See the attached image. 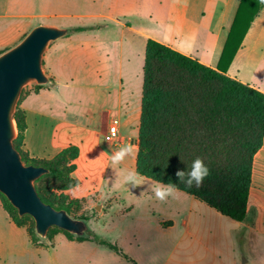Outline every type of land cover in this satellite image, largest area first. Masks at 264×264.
I'll list each match as a JSON object with an SVG mask.
<instances>
[{
	"label": "crops",
	"instance_id": "crops-1",
	"mask_svg": "<svg viewBox=\"0 0 264 264\" xmlns=\"http://www.w3.org/2000/svg\"><path fill=\"white\" fill-rule=\"evenodd\" d=\"M123 1L125 5L121 6ZM240 3L241 0H115L114 12L90 17L105 21L106 30L112 28L106 22L117 26V31L118 27L121 28L116 36L105 35L101 25L95 30L92 24L86 32L54 42L52 49L47 51L52 80L47 87L29 92L21 102L26 122L22 150L32 160L51 161L70 147L78 148L79 156L71 162L75 170L70 175L78 184L62 191L67 202H86L93 206L95 202L108 201L113 196L121 203L125 201L126 186L110 190L116 179L110 157L124 145H133L134 154L120 168L136 171L143 96V90L136 92L125 80L124 73H132L134 67L133 58L130 57L127 64L125 57L137 47V64L144 67L145 58L140 60V48L145 45L146 53V43L153 39L217 70ZM3 5L5 12L0 19L38 22L16 24L14 28L9 27V31L0 33L1 47H6L4 41L18 35L17 29L44 25L39 20L46 14H9L8 1L0 3ZM120 17L126 22L127 19L134 21L135 26L125 24ZM12 30L13 36L8 35ZM246 69L250 76H247ZM227 75L264 93V6ZM88 94L90 99L86 98ZM112 118L120 121V142L117 143L107 138ZM135 134L137 143L133 144ZM191 197L188 214H180V220H174L170 228L162 224L163 219L170 216L157 212L161 221L154 219L153 211L143 216L162 233L158 240L161 248L175 238V251L171 252L166 264H194L186 260L184 252L195 244L198 247L195 264H227L225 258L228 257L231 258L230 264H249V260L238 261V250L241 252L250 243L258 251H264V141L253 161L245 221L236 222ZM14 246L32 256L33 253L48 254L64 264L57 255L34 245L27 229L18 227L0 204V264H12L9 257ZM62 247L69 250L68 264H98L100 261L101 264H134L130 259L89 241L65 242ZM77 249L84 253H72ZM177 250L181 253L177 254ZM124 254L140 264L129 253Z\"/></svg>",
	"mask_w": 264,
	"mask_h": 264
},
{
	"label": "trees",
	"instance_id": "trees-1",
	"mask_svg": "<svg viewBox=\"0 0 264 264\" xmlns=\"http://www.w3.org/2000/svg\"><path fill=\"white\" fill-rule=\"evenodd\" d=\"M263 6L264 0H241L217 70L153 39L146 43L143 67L136 172L154 182L175 183L177 191L195 197L236 222H243L248 216L253 161L264 141V93L232 79L227 72ZM89 29L79 26L69 33ZM14 119L19 131L16 148L25 165L49 169L50 173L43 177L65 178L67 188L77 185L70 177L75 165L70 163L65 169L60 166L77 159L78 148L70 147L51 161L32 160L22 150L24 112L17 111ZM196 157L204 161L210 174L201 187L189 188L179 183L175 172L187 170ZM37 191L45 203L56 208ZM56 209L72 217L68 209ZM12 221L23 226L21 221ZM28 233L32 243L40 246L41 237L36 229ZM87 233L78 236L67 232L72 239L95 243L129 259L116 243L95 232L90 236Z\"/></svg>",
	"mask_w": 264,
	"mask_h": 264
},
{
	"label": "rangeland",
	"instance_id": "rangeland-1",
	"mask_svg": "<svg viewBox=\"0 0 264 264\" xmlns=\"http://www.w3.org/2000/svg\"><path fill=\"white\" fill-rule=\"evenodd\" d=\"M5 1H8L10 6L8 10L9 14L25 16L46 14L39 20L40 23H44V25L48 26L66 28L69 31L79 26L88 27L92 24H94L92 28L95 30H98L97 28L99 25L102 26V29H105V21L101 20L99 17L91 18L90 15L106 14L108 12L115 11V0H0V3H4ZM120 5H125L124 1L121 2ZM2 7H4V5L0 6V16H2L5 12V9ZM55 10L57 13H50ZM121 20L129 26H135L134 21L127 19V23L125 19L121 18ZM26 22L29 24L34 22L33 24H36L38 20L22 19L13 21L11 19L6 20L1 18L0 33L3 31H9L11 28H14L16 24L24 25ZM106 23L108 24V27L110 26L112 28L102 31L105 35L116 36L121 30V28L118 27L117 31V28H115L117 26H111L109 22ZM26 28V30H23V27L21 30L17 29L15 32H18V35L15 38L8 40V37L5 39L8 40L4 41L6 47L0 46V54L20 43L34 27L31 28V25H29ZM12 33L13 30L9 32L8 35L10 34L13 36ZM73 35H75V33L71 32L67 37ZM53 45L54 43L51 44L50 49H52ZM133 51L125 57L127 64L128 59H130V57L133 58V72L128 73L127 71L124 75L126 78L125 80L128 81L127 83H129L137 92L139 89L143 90V67H139L137 64V47ZM144 58L145 45L142 44L140 48V60H144ZM48 63L49 57L46 52L43 58L42 68L50 82L52 80V76L48 68ZM127 68L128 65L126 66V69ZM246 73L247 76H250V74H248L250 73L248 69H246ZM47 85H42V87L45 88ZM38 86L40 85L34 82L29 83L24 87L19 98L15 114L17 111L23 113L21 102L29 92L39 90L40 88ZM89 97L90 94L86 96L87 99H90ZM18 135L19 131L17 128V136L14 140L15 148L18 145V141H16ZM135 135L136 136L132 141L133 144L137 143V134ZM70 163L71 162L68 161L65 165H61L60 167L65 169L70 165ZM66 171V177H68V170ZM143 180L144 183L140 187H125L124 195L126 198H124L125 201L122 203L117 201L116 196H113L108 201H106V199L97 201L92 204L93 206L86 202H67L62 192L69 186V183L65 178H60L58 176H46L41 178L38 182H35V186L41 192L42 196L46 200L51 201L56 208L63 207L68 209L72 217L75 219H88L87 224L89 231L87 236H90L92 232L101 235L104 239L116 243L124 253H129L131 256L138 259L140 264H166L171 252L175 251V238L169 240L167 243H164V246L161 248L159 243L160 241L158 240L160 239L162 233L154 227L153 223H147V220H145L143 216L152 211L154 219L158 221H161L162 218H160L157 212L162 213V215L170 216L169 218H164L162 223L166 228H170L174 220H180V218H178L180 217V214L182 216L188 214V210L191 207L192 197L176 191L173 197H170L163 203L155 199H149L151 194L148 190V186L153 184V182L145 178H143ZM0 204L11 220L15 219L21 221L23 223L22 227L26 228L27 231L35 229L34 219L29 215L21 217L17 209L13 207L8 199L1 193ZM133 210L136 211L132 212ZM136 238L137 245H135ZM65 242L83 243L78 241L76 238H70L67 232L53 227L46 238H41L40 246L38 247H42L48 250L51 254L53 253L57 255L64 261V264H68L70 258L69 250L62 247V243ZM188 244L190 245L191 243ZM7 250L9 252L10 248ZM18 250L19 249L14 246L11 251V257H9V259L12 264H62L60 263L61 261L59 262L57 259H52L48 254L36 255L33 253L32 256L29 253H22ZM180 251L177 250L176 253H181ZM72 253L80 255L83 254L84 251L82 249H77L72 250ZM184 254L187 255L188 259L186 258V260L195 264L198 261L197 245L195 244L194 246H191L187 252H184ZM129 259L131 263L137 264L134 259L130 257ZM225 259L227 260V264L231 263L230 257ZM237 259L241 262L249 260V264H264V251H258L254 244L249 243V245L247 244L244 246L241 252L238 250ZM98 264H101V261Z\"/></svg>",
	"mask_w": 264,
	"mask_h": 264
},
{
	"label": "water",
	"instance_id": "water-1",
	"mask_svg": "<svg viewBox=\"0 0 264 264\" xmlns=\"http://www.w3.org/2000/svg\"><path fill=\"white\" fill-rule=\"evenodd\" d=\"M68 33L66 28L38 25L20 43L0 55V193L21 217L29 215L34 219L41 238H46L53 227L78 236L89 231L87 222L74 219L42 200L35 182L50 170L25 165L14 146L17 136L14 116L21 93L29 83H49L42 68L44 55L52 43Z\"/></svg>",
	"mask_w": 264,
	"mask_h": 264
},
{
	"label": "clouds",
	"instance_id": "clouds-1",
	"mask_svg": "<svg viewBox=\"0 0 264 264\" xmlns=\"http://www.w3.org/2000/svg\"><path fill=\"white\" fill-rule=\"evenodd\" d=\"M134 154V146L126 144L112 153L110 160L113 170L116 172V179L111 184L110 190H116L121 187H140L144 180L140 173L134 170L122 169L120 165L131 155ZM210 170L200 157H196L187 170L177 169L175 176L179 183L185 184L191 188L193 186L199 188L203 185L204 180L209 176ZM150 191L149 199H155L161 203L166 202L173 197L177 191V184L162 181H155L148 186Z\"/></svg>",
	"mask_w": 264,
	"mask_h": 264
},
{
	"label": "built area",
	"instance_id": "built-area-1",
	"mask_svg": "<svg viewBox=\"0 0 264 264\" xmlns=\"http://www.w3.org/2000/svg\"><path fill=\"white\" fill-rule=\"evenodd\" d=\"M119 126H120L119 119L118 118H112L110 123H109L107 138L111 141H114L115 143L120 142V140L118 139Z\"/></svg>",
	"mask_w": 264,
	"mask_h": 264
}]
</instances>
